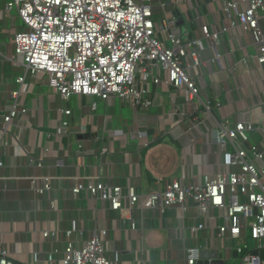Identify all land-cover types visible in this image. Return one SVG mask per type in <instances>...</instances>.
<instances>
[{
    "label": "crops",
    "instance_id": "crops-1",
    "mask_svg": "<svg viewBox=\"0 0 264 264\" xmlns=\"http://www.w3.org/2000/svg\"><path fill=\"white\" fill-rule=\"evenodd\" d=\"M6 2L0 0V244L14 264H34V255L45 264L52 252L64 249L72 221L77 222L72 237L77 249L85 246L94 231L108 232L107 256L113 260L114 253H120L119 262L113 264H172L183 260L186 247L197 246L225 257L230 252L227 248L235 245L218 239L216 222L199 219L194 208L186 213L174 208L161 217L150 210H130L125 202L123 210L113 211L109 203L91 196L75 197L72 189L79 179L100 177L149 195L162 191L172 179L200 183L203 174L218 172L221 155L212 144L211 131L217 122L232 120L241 111H254L264 98V65L256 70L254 81V65L236 62L254 55L253 38L233 31L226 45L217 49L226 54L219 65L210 62L217 51L205 43L212 79H204L203 96L221 106L201 129L196 121L189 122L196 115L195 103H184L180 94L175 103L167 83L153 87L151 106L133 107L115 97L64 100L42 73L28 75L19 94L17 101L28 110L27 115L6 126L4 116L16 103L12 94L20 91L17 79L24 75L10 60L14 37L22 29H18L16 15L5 14ZM168 2H180L175 12L182 35L189 32L191 37L202 38L204 21L229 23L220 12V0ZM261 27L264 30V20ZM233 65L237 70H232ZM66 110L71 115L65 116ZM260 112L264 113V106ZM251 119L259 120L256 115ZM63 120L74 128L73 134L61 133ZM2 129H6L3 134ZM140 132L146 133L141 140ZM254 140L260 142L261 137L255 135ZM47 178L52 190L38 193L36 189L44 188ZM202 222L207 232L195 229ZM133 223L137 225L134 231ZM45 232L54 237L45 239ZM55 258L59 260L60 255Z\"/></svg>",
    "mask_w": 264,
    "mask_h": 264
},
{
    "label": "built area",
    "instance_id": "built-area-1",
    "mask_svg": "<svg viewBox=\"0 0 264 264\" xmlns=\"http://www.w3.org/2000/svg\"><path fill=\"white\" fill-rule=\"evenodd\" d=\"M179 4L168 0H7L5 14L10 17L16 11L25 28L14 37L10 60L23 69L24 75L17 79L20 91L12 94L16 103L4 116L5 125L27 115L28 110L17 101L19 94L28 75L42 73L48 77L49 87L64 100L87 96L106 101L115 97L133 107L151 106L153 87L167 83L175 103L179 94L184 103H195L196 115L188 118L201 129L214 117L213 110L221 106L203 96L204 79H212L205 61V43L217 51L210 62L219 65L226 54L217 49L226 45L233 31L250 35L254 55L236 62L246 67L252 63L256 81V70L264 65V0H220V12L229 23L210 25L204 21L202 38L191 37L189 32L182 35L175 12ZM231 68L235 71L237 65ZM257 106L254 111L237 113L232 120L217 122L211 133L212 144L221 155L219 171L203 174L200 183L172 179L162 191L143 195L133 186L123 188L100 177H87L78 180L72 194L107 202L113 211L123 210L127 202L130 210H150L161 217L174 208L184 213L194 208L199 219L216 222L218 239L231 240L235 245L227 248L230 252L225 257L218 258H203L202 246L186 247L183 260L172 264H264L256 254L264 250V113L260 112L264 98ZM71 113L64 111L65 116ZM255 115L257 122L251 119ZM62 127L64 135L73 134L67 120L62 121ZM255 135L261 137L260 142L254 140ZM145 137L146 133H139L140 140ZM33 183L36 188V180ZM51 190L49 178L44 188L36 189L40 194ZM131 229L136 230L137 225L131 224ZM195 229L207 232L208 228L202 222ZM77 230V222L72 221L64 249L52 252L45 264L119 262V252L114 253L113 260L107 256L106 230L94 231L81 249L72 239ZM43 236L53 238L54 233ZM33 261L41 264L37 255ZM0 264H14L1 244Z\"/></svg>",
    "mask_w": 264,
    "mask_h": 264
},
{
    "label": "water",
    "instance_id": "water-1",
    "mask_svg": "<svg viewBox=\"0 0 264 264\" xmlns=\"http://www.w3.org/2000/svg\"><path fill=\"white\" fill-rule=\"evenodd\" d=\"M256 254H260L262 259H264V250L261 251L260 253H256ZM201 255H202L203 258H208L210 256L213 257V258H218V253L216 251L204 250V251H202ZM213 264H223V263L220 262V261H215Z\"/></svg>",
    "mask_w": 264,
    "mask_h": 264
},
{
    "label": "rangeland",
    "instance_id": "rangeland-1",
    "mask_svg": "<svg viewBox=\"0 0 264 264\" xmlns=\"http://www.w3.org/2000/svg\"><path fill=\"white\" fill-rule=\"evenodd\" d=\"M13 15H16L17 16L16 11L13 12ZM17 22H18V25H19V28L18 29H24L25 28L24 24L22 23V21L20 19ZM251 244H252V241H251Z\"/></svg>",
    "mask_w": 264,
    "mask_h": 264
}]
</instances>
